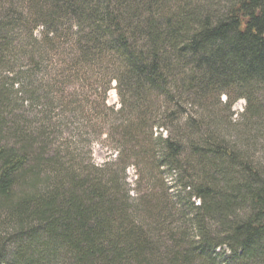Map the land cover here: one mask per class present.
Listing matches in <instances>:
<instances>
[{
  "label": "trees",
  "instance_id": "1",
  "mask_svg": "<svg viewBox=\"0 0 264 264\" xmlns=\"http://www.w3.org/2000/svg\"><path fill=\"white\" fill-rule=\"evenodd\" d=\"M28 1L25 15L5 11L0 39L11 43L17 29L41 24L46 40L50 32H58L59 37L67 35L74 48L85 52L80 45L85 40L100 48L102 58L116 59L118 89L127 95L124 108L128 106L134 117L150 119V98L162 97L161 118L153 120L165 131L156 140L160 166L180 170L186 146L196 156L202 181L190 185L199 203L188 200V223L168 229L171 242L163 255L151 238L153 207L143 201L130 203L116 178L105 182L102 172L95 178L70 174L66 184L61 180L41 187L30 147L0 142V215L13 221L19 237L42 235L39 252L52 258L51 264L67 251L73 264H222L215 250L223 246L229 252H222L223 264H264V172L236 143L218 137L222 125L212 102L221 92L230 101L244 98L246 114L264 120V0H225L221 10L207 2L162 13L150 7L159 0ZM3 20L17 23L7 31ZM27 38L32 47L37 44L30 34ZM34 47L39 53L46 43ZM14 49L24 52L26 47ZM31 73H26L27 85L19 87L27 96L37 89ZM44 89L48 96L49 89ZM5 97L0 102L9 104ZM182 101L201 110L196 121L186 123L185 144L182 124L171 130L165 122L182 111ZM25 176L31 187L23 184ZM25 228L31 230L26 236ZM7 242L0 239V263ZM39 263L49 264L40 257L28 264Z\"/></svg>",
  "mask_w": 264,
  "mask_h": 264
},
{
  "label": "rangeland",
  "instance_id": "2",
  "mask_svg": "<svg viewBox=\"0 0 264 264\" xmlns=\"http://www.w3.org/2000/svg\"><path fill=\"white\" fill-rule=\"evenodd\" d=\"M159 1L150 6L153 12H174L182 8L189 10L194 5L207 2L214 3L220 10L225 6V0ZM27 2L0 0V18L6 16L7 10H20L21 15H25L29 8ZM3 21L7 23H4V27L8 25L7 31L17 23L10 24L13 19H9L10 22ZM20 30L17 29L16 37L12 34L14 39L11 43H7L10 41L8 39H0V98L6 94L4 100H11L9 104L0 102V142L13 143L17 147L24 143L30 147L32 158H37L36 180L41 187L61 180L66 184L67 179L71 178L68 176L70 174L95 178L97 173L102 172L105 182L110 177L116 178L118 189L129 197L130 203L143 201L153 207L155 215L151 220L154 231L151 238L158 241L156 249L165 255L166 245L171 242L168 229L177 224L183 227L180 223L185 220L188 223L191 214L188 200L199 203V199L190 194L189 188L191 184L202 181V173L197 167L196 156L186 146L178 164L180 170L160 166L156 140L160 133L164 136L165 131L157 128L153 120L161 118L162 97L152 95L150 119L139 121L128 106L124 108V101L128 98L123 92L121 95L118 89L114 75L118 65L116 59L102 58L100 48L87 44L85 40L80 43L85 52L81 48H74L73 41L67 35L59 37L58 32H50L46 40L41 24L30 29L24 28L22 32ZM29 34L37 42L33 47L32 41L27 38ZM42 43H46V47H40ZM5 46L7 48L2 51ZM19 46L26 47V50L16 51L14 47ZM34 46H39L41 51L34 53ZM28 52L32 55L29 56ZM29 72L34 74L30 81L34 82L32 85L37 89L27 96L19 87L23 83L27 85L25 77ZM14 77H17V82L10 88L9 83L11 79L14 81ZM44 87L49 89L48 96H45L47 92ZM213 100L214 114L222 125L218 137L230 144L236 143L254 165L264 172V120L246 114L248 105L244 98L230 101L221 92L218 99L214 97ZM200 113L197 104L182 101V111L174 114L170 123L169 120L165 122L168 121L171 130L177 123L178 126L182 124V143L185 144L188 138L186 123L196 121ZM197 143L201 146V141ZM145 149L151 151L147 153ZM27 181L28 176H25L23 184L31 187ZM184 184L186 188L182 187ZM13 226V221L2 213L0 239L8 242L0 264H28L32 257H40L51 264L52 258L49 259L46 254L41 256L39 252L44 241L42 235L21 238ZM29 230L25 228L23 235L26 236ZM215 251L220 254L217 261H223V264L229 255L226 247ZM223 251L226 256L222 254ZM72 259L69 251L63 252L54 264H73Z\"/></svg>",
  "mask_w": 264,
  "mask_h": 264
}]
</instances>
